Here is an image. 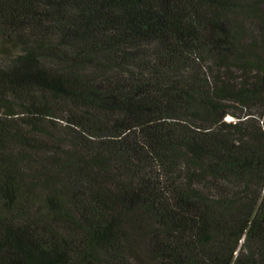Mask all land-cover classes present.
<instances>
[{
  "label": "trees",
  "instance_id": "1",
  "mask_svg": "<svg viewBox=\"0 0 264 264\" xmlns=\"http://www.w3.org/2000/svg\"><path fill=\"white\" fill-rule=\"evenodd\" d=\"M0 264H264V0H0Z\"/></svg>",
  "mask_w": 264,
  "mask_h": 264
}]
</instances>
